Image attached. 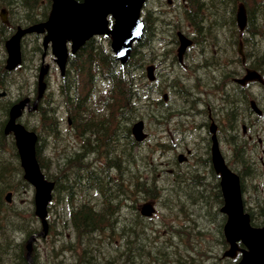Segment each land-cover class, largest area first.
Wrapping results in <instances>:
<instances>
[{
	"label": "rangeland",
	"instance_id": "374dc122",
	"mask_svg": "<svg viewBox=\"0 0 264 264\" xmlns=\"http://www.w3.org/2000/svg\"><path fill=\"white\" fill-rule=\"evenodd\" d=\"M166 2L168 1L166 0ZM203 2H201L202 5H205ZM211 3L214 4L215 1H212ZM150 4H152V0L149 2V8L152 7ZM213 7L216 6L213 5ZM158 8L163 12L158 16L162 18L164 25L161 23L158 29L155 28V35L153 36L154 39H152L153 41L151 44L153 50L152 56H154L153 64H155V66H149V68H153L152 71L154 73L152 72L151 74L155 76V81L163 86L166 85L167 80H173V78H176V75L180 73L183 76L186 72V68L184 71L177 65L172 67L167 63V60H165L162 55L164 50L168 49L171 50L174 55H176L178 44L175 42V38L171 36V34L173 35V33H175L177 30L186 34L188 33L189 29L187 28L188 23L179 21L181 19L182 9L181 0H172L171 3H167ZM214 15V19L217 21L216 24L218 25L215 26L214 31H211L210 28H205L203 31V40L200 45L203 49L207 50L208 54H210V57L206 58L207 61L210 60L212 56H214L216 59L218 55L223 54L221 62L224 63L226 59H230L231 57L228 46L229 41L227 39V31L232 26V22L227 14H222L227 15V23H224L226 21L225 18L220 20L217 13ZM204 17L205 15L203 18ZM207 21L208 19L206 20V23ZM168 22H173L174 25L178 26V28H172L174 25L170 27V25L167 24ZM170 30H173L171 34ZM103 41V48H105L106 51H109V41ZM224 42L227 44L226 46H224ZM254 45L257 44L254 43ZM28 46L29 47L27 48H30L28 50L29 56V51L32 49V46ZM194 48H191L187 53H184L181 56L182 62L188 56L189 61L193 62L192 56L195 57L193 53ZM202 48H198L197 50L196 47V61L198 60L199 56L198 51H200ZM223 51H225V53ZM38 54L40 57L41 49L39 47ZM150 55L145 57L147 58L146 62L150 60ZM146 62L144 66L148 65ZM35 64L39 66V62L37 60H35ZM43 64L49 66V72L47 75L48 85L45 92V97L48 99V102H51V108L56 107L60 103V97L62 98L61 93L58 91L57 78L58 82L60 80L58 69L52 60V55L49 53L45 54L44 61L40 64V67ZM187 67H189V65ZM212 68V64H209V67L197 69L198 74H201L202 76L200 79L201 83L197 86L191 84L189 87L191 95L197 94L198 97H200V100L196 104V113L193 115L191 112L193 109H188L186 102H183V106H181L183 111L178 113L177 118H173L169 124V134H171L170 141L172 144H174V147L170 149L171 151L168 154L172 157H175L176 154H184V156H187L186 161L182 162L181 166L176 168L173 163L167 164L166 160L164 159V155L161 156L160 153H158L154 148L156 140L160 139V142L161 139L163 141L166 140V142L168 141L166 137L168 123H163L162 126L157 127L155 120H159V123L165 120L169 111L176 109V105H178V101L181 98L171 99L170 104H166L164 107L166 110L163 111L161 109H157L160 108L157 102L161 103V98L160 95L155 92L152 96H150L154 102L149 100H140L136 102L135 111L132 113L134 119L131 121L135 122L138 120H143L145 130L148 134H150L147 138L148 140L144 142V145H142L143 148L139 149L140 151L137 152L138 155L134 149L133 153L128 152L127 149L124 148V141H122V143L119 141L120 144H117L115 150H112V152L109 154L101 153L95 154L92 157L90 156V162H92L94 165H98L99 168H101L103 165L102 162H104L106 159H113L115 156H119L122 160H124L126 159V154L131 153L132 157H136L137 155L139 158L143 159V161L139 164L140 172L137 170L135 174H138V176L140 174L143 179L150 180L148 184H152V181L156 182V185L162 190L161 196L155 198L157 200L148 198V202L154 206L155 211L151 219H148L147 221L148 230L146 231L147 233H145L144 237L146 239H144V241L146 246L149 247L147 250L155 251L157 249H166L162 253L164 254L167 252L173 256V258H168L169 261L167 264H226V262L230 263L232 261L225 260V263H219V259L217 258V256L221 255V253L227 248V245L223 246V244L220 243L221 240H218V232L215 229L217 227V223L215 224L212 222L210 214L205 212L207 200L205 199L206 195L204 192L206 190L208 191V185L205 183L203 185L201 183L198 185L195 184L194 180H190L196 170L195 167L199 168L198 170L202 172L201 174L203 175V178L205 175L209 176L208 163L205 160L207 158L206 152L208 150L207 143L209 136L207 128L205 126L201 127L202 124L205 123L206 118L211 115L214 122L216 123L218 129L217 138L219 142V148L229 165H236L234 162H238L239 166L241 165V162L239 161L242 158L239 153L237 154L238 156H235V153H237L238 150L231 142L230 135H228V132H230L232 128H236L237 123H240V127L245 125L246 128L245 133L242 131L237 138L238 141L246 140V158H244L246 163L250 164L251 161L258 160L257 165H259L260 160H263L264 162V100H262L264 97H261L262 99L258 101V105L263 108V115L259 120H256L257 118L255 115H253L251 112H248L247 108L241 104L244 101L252 98L251 95L258 96L260 92L259 86L254 84L253 86L247 88L250 95L244 98V100L239 95L238 106L241 111L232 116L230 108L226 105L227 101L220 97V94H224L222 91V86H212L213 83L210 81V78H214L213 76L216 75L217 72L213 76L203 74L206 69ZM234 70H237V68ZM225 72H227V69L224 66V73L218 74L217 78L221 80L228 77V73ZM32 73H34L33 77L36 80V77L39 73L37 68L36 70L27 69L26 74L24 75L29 76ZM24 75L23 77L12 75L11 78L14 79V83L17 84H12L10 87H4V89H2L3 91H6V96L0 98V106H2L0 109L1 121H4L6 118V112H3L6 106L8 109L9 105L14 102V99L17 98L20 93V95L25 93L30 94L27 96L31 100L35 97L36 85L32 87L33 91L35 92L34 94V92L29 91L27 85L24 84ZM185 79L182 81L186 82ZM28 84H32V77H30ZM99 87H101V85H99ZM144 87L146 86L144 83H142L141 88ZM149 90H151V88H149ZM235 91H233V93ZM163 92L169 94L171 92V88H169L167 91L164 88ZM177 96L182 97V94L181 96ZM209 108H211V110ZM187 112L192 114L186 116ZM22 117L20 118L22 119L20 122H24L28 119V121H30L29 123L33 125L32 127L34 128V132L39 133V137L43 138L39 147V157H41L43 160V171L51 174L53 178H55V176L59 174V170L63 168L62 160L64 159V155L69 153L72 154L73 150L77 148V145L79 144L77 138L78 135L74 134L75 131H72V129H69L66 126V116L64 114L63 108L59 109L56 117V120L59 118V123H61L59 124L57 122L60 133L56 138L50 137V135L46 133V127L49 125H45V122H40L39 118L41 117L36 113L32 114V112L27 111ZM53 125L55 126V121H53ZM174 131H176L177 134ZM5 137L7 141L5 148H7L11 146L10 141L12 138L9 135ZM248 137L251 138L248 139ZM79 139L82 141L81 138ZM247 140L250 141L249 144L247 143ZM148 149H152V152L147 151ZM187 149H189L188 153H186ZM6 157L10 162H13L12 159L9 158V154H6ZM241 168L243 169V163ZM174 170L178 172L179 176H182L180 179L173 175V172H175ZM261 170H264V166L261 167ZM125 171L127 172V169H125ZM258 173V171H255V175L244 177V181H246L244 183L245 207L247 208V211L251 210L255 213L260 209L258 208L260 206L258 204H262L264 207V176H259ZM116 175L117 173L115 174V172L111 170V176H113L114 179ZM153 175L155 176L154 179L152 178ZM207 178L208 180L210 179V177ZM4 181L5 184L9 186L5 188V192L11 191L12 196L10 197V202L12 201L13 203L11 202V206H7L5 208L4 213L2 214V217L5 219L4 223H0V225L3 224L2 228L0 227V229H2V235L0 234V264H15L18 262H13L12 258L10 257L11 255L6 253L8 250L7 232L10 233L9 229L11 228V222H13L14 219H18V221L16 222L17 226L15 228L17 233L14 232L11 236V243H16L11 244L12 249H16L17 245H20V248H22V242L26 240L25 238L29 234H36V240L31 241L30 243L31 250L33 251V248H35L36 255H29L28 259L25 256L27 264H98L106 258L105 248H101L100 244H98L97 247L94 245L96 240H92L91 243H89L87 240L80 241V244L86 247L83 256L78 257L68 251L66 244L68 243L71 235H73V230L69 221V209L68 203L65 199V193L54 195L52 200L53 205H50L47 209L49 227L46 228L43 237L41 234H37L41 230V225L34 213L32 214V190L24 189V186L19 187V183L16 182V178H14L12 172L11 174L4 176ZM111 191L115 192L114 188H111ZM143 197L144 196H142V194H137V200H135L139 204H144ZM93 199L96 200L97 198L93 197ZM129 200L130 198L122 196L118 201L121 203V206H123L124 202H128ZM127 206L128 205H124L121 210H117L112 219L113 222L117 219L114 224H116L118 231H120L119 229L124 226V223L131 224L132 219L130 217L131 215L129 214V210L126 208ZM107 210L111 211V214L108 215L111 226L113 209ZM14 213H18L20 216L16 217L13 215ZM254 216L255 222H259L262 218L260 215ZM110 226L107 227V232L113 233L115 229L113 232H111L109 230ZM169 235L171 239L173 238L172 240L168 239ZM114 236L112 235V237ZM161 238H163V240ZM102 243L105 244V242ZM114 244H117V242L115 241ZM5 247L6 249H4ZM99 249L104 251V254L99 252ZM114 249H116L115 245ZM159 251L149 252V254L151 256H156ZM107 254L110 255L111 253ZM142 257V259L138 255L134 257V260H136L135 263L139 264V261H145V264L153 263V261L147 259L146 256ZM118 260V264H120L121 259Z\"/></svg>",
	"mask_w": 264,
	"mask_h": 264
},
{
	"label": "trees",
	"instance_id": "16d2710c",
	"mask_svg": "<svg viewBox=\"0 0 264 264\" xmlns=\"http://www.w3.org/2000/svg\"><path fill=\"white\" fill-rule=\"evenodd\" d=\"M212 1H215V3L212 4ZM201 2L205 5H202ZM238 4H243L247 13V25L243 37H238V32L235 29L234 14ZM6 5L10 7V13L14 22L28 24L40 22L47 18L51 0H0V7ZM189 5L193 7V11L196 14V19L193 17L191 22L196 27V32L198 34V39H196V41L199 44L203 40V31L205 28L208 29L209 24L210 29L213 30L212 27L215 25L214 22L216 21L214 19V14L217 13L220 20L225 18L226 21L224 23H227L228 15L232 22L230 28L233 31L231 35V38H233L231 41V47L234 52L233 61L236 56L235 47L237 40H241L244 50L247 51V61L250 67L259 71L264 76V0H189ZM213 5L216 7H213ZM204 15L205 17L203 18ZM207 19L210 23H206ZM215 23H217V21ZM8 32L9 30L7 27L0 23V91L4 89V87H10V85L14 83V79H12L11 76L15 74L7 72L4 68V43L7 39ZM254 43L257 45H254ZM38 47L41 49L38 41H33L29 56L26 55L27 53L25 51L24 64H27L28 62H26V60L29 59L30 62L28 64L32 67L35 66V60L39 55ZM130 61H132V66L131 64L124 66L120 69L121 72L115 75L114 71L110 69L114 63V59L112 55L101 46L84 44L80 51L76 53L75 56L71 57L69 60L70 68L63 77L61 92L66 107L71 109L70 113L74 115V129L77 130V132L82 134L87 131L88 127V130H90L92 134L99 136L101 126H104L105 132L103 131L101 133L104 137L108 136L109 138L112 133H114L117 126L116 118L119 117L116 115L129 113L132 108L135 111L134 103L142 98L137 90L134 91L136 87L132 85L133 78L130 79L132 74L131 71L135 69L138 64V61L135 59V50L132 52ZM99 76H103L105 79L113 78L112 84L114 87V91H111L108 98H101V100H103L102 107L105 108L104 115L101 118L97 116L95 112H90L89 109L85 107L86 98L89 97L90 90L93 88L92 84L94 86ZM18 77H20V75H18ZM87 87H90L87 91L88 95L83 97L82 95H84L86 89H88ZM229 97L231 100L232 95H229ZM1 107L2 106H0V109ZM6 110L7 106L3 112H6ZM234 110L236 112V107H233L232 111L234 112ZM39 116L41 117L39 118L40 122H45V125H49L46 127V133L50 135V137H55L57 129L53 125V110L50 109L49 106H45L39 112ZM94 121H98V123ZM2 123L3 122L0 120V223H4L5 220L2 214L4 213V205L7 204L3 199V195L5 188L9 187L5 184L4 176L12 172L17 183L21 181L23 185L28 186L27 183L22 180L21 168L13 139L10 141L11 146L5 148L7 141L6 135L3 132ZM32 126L33 125H30V127ZM31 129L33 130L34 128L32 127ZM97 132L99 133L97 134ZM231 135L233 136L232 143L238 148L240 144L237 140V136L239 135L238 123L236 128L234 127L231 129ZM125 136L129 139L131 145H137V143L131 141L128 132H126ZM127 139L124 138L121 139V141H128ZM42 140L43 138L39 137V143L36 145V156L41 167H43V160L39 157V147ZM111 143L112 142L105 137L99 146L102 147V151L105 152L106 150L110 153L113 150L109 148L113 146ZM107 148H109L110 151ZM81 149L82 150L79 152L64 155V159L62 160L63 168L59 170V178L61 177L64 178V181L66 180V187L64 185L62 188L64 191L66 190L68 196L72 200V203H70L69 217L72 230L75 234L77 248H81L82 250L79 256H83L86 250V247L81 245L80 241L87 240L91 243L92 240H96L94 245L97 247L98 244H100V247L105 248L106 251V258L98 264H118V259H121L120 264H136L134 257L137 255L140 256L141 259L143 258L142 256H146L147 259L153 261V263L150 264H161L160 260H162L163 254L159 251L160 249L155 250L159 251L156 256H151L149 250H147L149 247L146 246L144 241V239H146L144 236L147 228L144 227L143 220L138 211L131 210V224L124 223V226L119 229L120 232L118 233L120 234L113 232L114 229L117 231L116 224H114L117 219L114 222L112 219L117 208L121 206L118 200L122 196L131 199L135 198L137 194H142L146 199L159 197L160 190L156 182L152 181V184H148L150 180H145L140 174L139 176L135 174L137 170L140 172L139 164L143 159L139 158L137 156L138 154L136 157H132L131 154H126V159L123 158L124 161H121V158L118 160L106 159L102 165L103 168L94 167L92 163L89 168L88 163L90 162L88 158H86V151H99L91 147V145H89V148L83 145ZM6 154L10 155L9 158H11L13 162L7 159ZM109 168H114V170L118 172V178L116 180L110 175L108 171ZM125 169H127V172ZM152 178L154 179L155 176ZM111 188H114L115 192H112ZM214 189L216 190L218 198L219 191L217 184ZM93 195L99 197V201L97 199L94 200ZM110 207L113 209L111 226L108 216L111 213L108 214L107 210V208ZM261 210L262 212L259 214L264 216V208H261ZM13 215L16 217L20 216L18 213H14ZM17 221L18 219H14V221L11 222L13 226V228H10L11 230L16 228ZM136 222L138 224H136ZM108 226H110L109 230L113 233L107 232ZM1 232L2 229H0V234L2 235ZM112 235L115 236L112 237ZM117 240L119 243L114 244ZM102 242H105V244ZM10 243L11 239H9L8 236V250L6 253L11 255L12 261H18L15 264H27L25 254L23 255L20 245H17L16 249H12ZM114 245L116 249H114ZM83 247L85 249H83ZM22 248L24 250L23 246ZM99 250V252L104 254V251H101V249ZM107 253H111L110 257ZM139 264H145V261H139Z\"/></svg>",
	"mask_w": 264,
	"mask_h": 264
},
{
	"label": "water",
	"instance_id": "95a60500",
	"mask_svg": "<svg viewBox=\"0 0 264 264\" xmlns=\"http://www.w3.org/2000/svg\"><path fill=\"white\" fill-rule=\"evenodd\" d=\"M142 2L143 0H85L84 3H76L74 0H54V10L47 22L19 29L6 41V68L10 70L20 62V39L24 34L33 31L42 32L46 29L47 35L43 39V45L46 47L47 43L51 42L52 53L57 57L56 62L62 70L66 54V41L72 42L71 47L75 51L90 36L108 33L106 28L108 14H111L115 19L111 31L113 37L111 47L118 54L117 58L124 61L128 57L132 41L140 35V26L137 21ZM236 21L239 29L243 30L246 24L243 6L238 8ZM137 31L139 32L137 33ZM255 79L261 81L256 71L248 69L243 78L237 81L244 83ZM26 102L25 99L10 109L5 132L12 131L14 134L23 177L35 190V214L41 219L45 228L46 206L51 199L53 184L44 180L35 159L36 135L15 123V118L19 116ZM132 133L136 140H142L145 137V134L142 133V122L133 126ZM211 161L215 171L221 176L220 186L224 199L221 212L227 217L223 233L230 248L224 253V256H234L238 250L236 242L240 240L245 249H240L241 258L238 264H264V226L253 228L249 225L248 214H244L242 210L238 178L226 169L214 138L211 147ZM9 195L6 196L7 200ZM152 211V207L148 204L142 208L144 215H149Z\"/></svg>",
	"mask_w": 264,
	"mask_h": 264
},
{
	"label": "bare ground",
	"instance_id": "6f19581e",
	"mask_svg": "<svg viewBox=\"0 0 264 264\" xmlns=\"http://www.w3.org/2000/svg\"><path fill=\"white\" fill-rule=\"evenodd\" d=\"M19 6V5H18ZM7 39H8V36H7ZM6 39V41H7ZM212 40V39H211ZM5 41V42H6ZM212 43V42H211ZM5 44V43H4ZM30 49V48H29ZM28 49V50H29ZM83 51V50H82ZM91 66V65H90ZM47 85H48V81L46 80L44 83L40 84V85H36V95L35 97L32 99L31 102L25 104V105H29L27 108L29 109L28 112H32L33 110H37L39 105H41L42 108H44L45 106H49L51 108V102H48V99L45 97V92L47 90ZM62 86H63V83H62ZM250 95V94H249ZM6 96V91H0V98H3ZM62 98L60 97V101L61 102L63 100V94H61ZM251 97H253L251 95ZM241 99V98H240ZM234 100V93H232V97H231V100L230 102H233ZM16 103V101L12 102L8 108H10L11 106H13L14 104ZM87 103H88V100H86V105L85 107H87ZM231 107H235L234 105H231ZM88 108V107H87ZM25 112L21 111L19 116H17V118H21L23 115H24ZM182 116V115H181ZM24 118V117H22ZM229 135V134H228ZM191 136V135H190ZM72 140V139H71ZM237 155V154H236ZM238 156V155H237ZM44 158V157H43ZM94 176V175H93ZM155 199V198H153ZM157 200V199H155ZM65 205V204H64ZM107 209H110L112 210V208H107ZM20 221V220H19ZM84 241V240H83ZM6 249V247L4 248ZM149 252H152L151 250H149ZM9 254V253H8ZM26 258L28 259L29 258V255H25Z\"/></svg>",
	"mask_w": 264,
	"mask_h": 264
},
{
	"label": "flooded vegetation",
	"instance_id": "af4514ba",
	"mask_svg": "<svg viewBox=\"0 0 264 264\" xmlns=\"http://www.w3.org/2000/svg\"><path fill=\"white\" fill-rule=\"evenodd\" d=\"M151 16V15H150ZM146 18V17H145ZM147 19H149V17H147ZM109 21L111 22V19L109 18ZM146 27L147 26H145V29H146ZM239 95L241 96V98L244 100V98H246V97H248V95H249V92H248V90H244V89H242V88H238V89H236V91L234 92V100H233V102H230V104L231 105H234L235 104V106L237 107L238 106V102H239ZM263 95H264V84L263 85H261L260 86V96H262L263 97ZM236 96V97H235ZM245 102V101H244ZM245 129H244V133H245ZM251 137H248V139H250ZM260 141V140H259ZM208 147V153H209V146H207ZM206 154H207V152H206ZM208 158V157H207ZM206 158V159H207ZM177 159H178V157H177ZM184 159V161L187 159V157H184L183 158ZM90 162V161H89ZM261 163L263 164L262 166H264V162H263V160H261ZM89 164V168L91 167L90 165H91V162L90 163H88Z\"/></svg>",
	"mask_w": 264,
	"mask_h": 264
}]
</instances>
